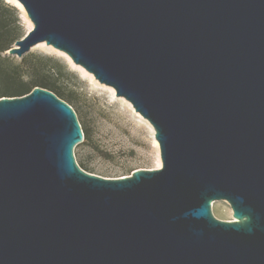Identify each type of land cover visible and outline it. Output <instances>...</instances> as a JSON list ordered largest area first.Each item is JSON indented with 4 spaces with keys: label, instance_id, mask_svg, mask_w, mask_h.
Returning a JSON list of instances; mask_svg holds the SVG:
<instances>
[{
    "label": "water",
    "instance_id": "obj_1",
    "mask_svg": "<svg viewBox=\"0 0 264 264\" xmlns=\"http://www.w3.org/2000/svg\"><path fill=\"white\" fill-rule=\"evenodd\" d=\"M17 1L33 28L7 54L65 53L151 124L162 167L88 173L71 105L0 98V264H264V0Z\"/></svg>",
    "mask_w": 264,
    "mask_h": 264
},
{
    "label": "rangeland",
    "instance_id": "obj_2",
    "mask_svg": "<svg viewBox=\"0 0 264 264\" xmlns=\"http://www.w3.org/2000/svg\"><path fill=\"white\" fill-rule=\"evenodd\" d=\"M3 1L16 9L10 0ZM18 12L26 35L32 23L27 15L24 16L20 10ZM43 44L46 43L33 47L24 57L51 59L53 63L49 67L55 68L47 73L51 75L50 80L72 95V107L82 128L88 129L91 137L88 144L83 143L75 149L77 163L88 167V173L107 179L131 176L140 169H158L160 148L155 147V131L151 124L136 113L128 101L115 97L111 87L93 81L73 67L64 55ZM2 57L11 65L20 64L24 58L7 53ZM212 211L219 220L233 219L226 202L214 203Z\"/></svg>",
    "mask_w": 264,
    "mask_h": 264
},
{
    "label": "trees",
    "instance_id": "obj_3",
    "mask_svg": "<svg viewBox=\"0 0 264 264\" xmlns=\"http://www.w3.org/2000/svg\"><path fill=\"white\" fill-rule=\"evenodd\" d=\"M25 35L17 9L8 6L0 0V98L23 97L36 87L53 92L57 97L72 106L73 97L65 93L56 83L50 80L53 61L42 56H26L18 65H11L5 55L17 41ZM55 64V63H54ZM56 66V65H55ZM55 74V73H54ZM85 141L88 144L91 137L89 130L83 128ZM108 157L109 155L102 153ZM88 172V167L80 165Z\"/></svg>",
    "mask_w": 264,
    "mask_h": 264
},
{
    "label": "bare ground",
    "instance_id": "obj_4",
    "mask_svg": "<svg viewBox=\"0 0 264 264\" xmlns=\"http://www.w3.org/2000/svg\"><path fill=\"white\" fill-rule=\"evenodd\" d=\"M10 2H12V3L16 6V8L19 9V10L21 11V13H22L24 16L26 15V13H25V11H24L22 5H21L17 0H10ZM32 28H33V25L30 24L28 30L30 31V30H32ZM43 45L46 46V44H43ZM50 48H51L52 50H55V51L59 52L60 54L64 55V56L67 58V60L69 61V63H70L73 67L80 69L81 71L84 72V74H86L87 76H89L93 81L98 82L92 74L88 73V72H87L84 68H82L81 66L76 65V64L71 60V58L68 57L65 53H63V52H61V51H58V50H56L55 48H53V47H51V46H50ZM110 89H111L113 95L116 97V92H115V90H114L113 88H110ZM154 143H155V147L159 150V145H158V143H157L156 140H155ZM161 167H162V163L159 162L158 169H160Z\"/></svg>",
    "mask_w": 264,
    "mask_h": 264
},
{
    "label": "flooded vegetation",
    "instance_id": "obj_5",
    "mask_svg": "<svg viewBox=\"0 0 264 264\" xmlns=\"http://www.w3.org/2000/svg\"><path fill=\"white\" fill-rule=\"evenodd\" d=\"M233 220V219H232Z\"/></svg>",
    "mask_w": 264,
    "mask_h": 264
}]
</instances>
